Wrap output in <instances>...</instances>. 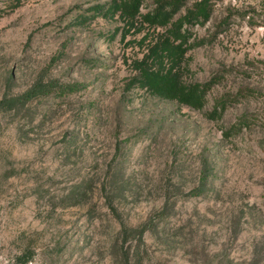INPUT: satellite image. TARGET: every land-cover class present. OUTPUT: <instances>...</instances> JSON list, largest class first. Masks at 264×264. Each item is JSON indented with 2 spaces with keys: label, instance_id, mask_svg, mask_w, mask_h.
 Returning a JSON list of instances; mask_svg holds the SVG:
<instances>
[{
  "label": "rangeland",
  "instance_id": "1",
  "mask_svg": "<svg viewBox=\"0 0 264 264\" xmlns=\"http://www.w3.org/2000/svg\"><path fill=\"white\" fill-rule=\"evenodd\" d=\"M0 264H264V0H0Z\"/></svg>",
  "mask_w": 264,
  "mask_h": 264
},
{
  "label": "trees",
  "instance_id": "2",
  "mask_svg": "<svg viewBox=\"0 0 264 264\" xmlns=\"http://www.w3.org/2000/svg\"><path fill=\"white\" fill-rule=\"evenodd\" d=\"M127 6L131 9V7H134V4L130 5V3H127ZM205 90L201 92L192 91L190 93H186L183 97V100L195 108H203L205 104V101L203 99V96H205L206 94Z\"/></svg>",
  "mask_w": 264,
  "mask_h": 264
}]
</instances>
